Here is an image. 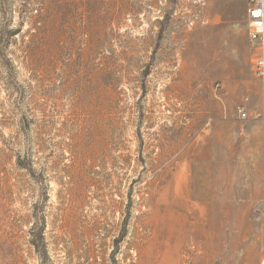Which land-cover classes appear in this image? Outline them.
I'll return each instance as SVG.
<instances>
[{"label":"rangeland","instance_id":"obj_1","mask_svg":"<svg viewBox=\"0 0 264 264\" xmlns=\"http://www.w3.org/2000/svg\"><path fill=\"white\" fill-rule=\"evenodd\" d=\"M246 5L0 0V264H264Z\"/></svg>","mask_w":264,"mask_h":264},{"label":"built area","instance_id":"obj_2","mask_svg":"<svg viewBox=\"0 0 264 264\" xmlns=\"http://www.w3.org/2000/svg\"><path fill=\"white\" fill-rule=\"evenodd\" d=\"M246 22L248 43L257 54L253 64L254 74L264 83V0L247 1ZM240 114L246 118L243 111Z\"/></svg>","mask_w":264,"mask_h":264},{"label":"crops","instance_id":"obj_3","mask_svg":"<svg viewBox=\"0 0 264 264\" xmlns=\"http://www.w3.org/2000/svg\"><path fill=\"white\" fill-rule=\"evenodd\" d=\"M243 1L246 2V4H247V1H248V0H243Z\"/></svg>","mask_w":264,"mask_h":264}]
</instances>
